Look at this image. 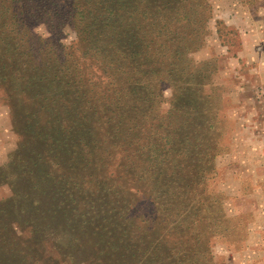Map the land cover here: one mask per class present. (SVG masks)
<instances>
[{"label":"rangeland","instance_id":"374dc122","mask_svg":"<svg viewBox=\"0 0 264 264\" xmlns=\"http://www.w3.org/2000/svg\"><path fill=\"white\" fill-rule=\"evenodd\" d=\"M204 2V27L186 54L204 85L192 95L188 84L180 101L171 84L153 79L158 97L139 124V145L151 138L158 151L151 184L117 169L125 154L108 143L106 91L113 85L102 68L81 72L86 100L96 108L90 116L97 114V138L73 121L76 108L71 124H57L61 135L67 129L70 152L62 136L48 152L43 104L33 108L34 93L15 77L5 81L13 74L0 60V264H182L183 256L204 257L203 264H264V0ZM33 32L52 36L43 24ZM58 38L77 59L76 31L67 26ZM66 84L49 98L65 97L61 91L74 88ZM100 144L110 159L98 157ZM162 164L166 175L158 173ZM62 173L81 194L61 193ZM70 194L74 201L61 205Z\"/></svg>","mask_w":264,"mask_h":264},{"label":"trees","instance_id":"16d2710c","mask_svg":"<svg viewBox=\"0 0 264 264\" xmlns=\"http://www.w3.org/2000/svg\"><path fill=\"white\" fill-rule=\"evenodd\" d=\"M207 11L209 7L204 0H0V60L8 62L10 71L7 74H13L5 81L15 77L19 88L35 94L33 108L39 107V102L43 104L41 109L44 108L46 113L44 126L40 128L49 130L42 137L47 142L48 152H55L60 136L65 138L64 147L70 152L66 147H70L65 137L67 129L61 135L57 124L61 119L71 124V111L77 108L73 121L79 118L82 126H89V133L97 138L93 127L97 114L93 113V118L90 116L91 110L96 112V108L91 100H86L82 85L86 81L81 72L86 66L102 68L113 85L106 91L110 114L108 143L110 147H119L125 154L117 169L128 177L148 178L151 184L156 176L153 173L154 154L158 151L151 138L139 145V124L146 117L143 112L152 110L158 97L153 79L171 84L176 100L181 101L188 84L192 83V95L200 92L204 76L199 66L191 68L188 65L186 54L192 50L188 42L200 36L204 27L202 19ZM37 24L45 25L52 36L43 38L35 35L33 28ZM67 26L75 30L78 37L75 43L79 54L73 61L74 56L67 52L58 38ZM66 81L67 87L74 88L70 92L62 90L61 96L65 97L49 98V93L60 90ZM76 83L79 86L75 88ZM42 94L47 96L42 97ZM138 98L144 100L143 107H138ZM177 107L173 111L176 114L180 113ZM169 131L162 132L166 142H169ZM49 133L51 137H48ZM196 138L198 141L199 137ZM103 147L102 144L98 146V157L110 159L111 152L106 150L107 154L104 153ZM160 153L164 158V152ZM31 156L33 159L34 154ZM89 156L88 169L94 159L93 155ZM164 165L158 170L161 175H166L168 170ZM24 168L29 169L26 164ZM75 170L81 171L80 168ZM64 174L60 177L61 193L76 191L81 194L83 188L76 189L74 181ZM158 179L159 185L165 187V176L159 175ZM56 185L58 182L54 181V187ZM77 185L79 187V183ZM170 186L167 183V188ZM71 199L74 201L70 194L61 200V205ZM183 258L182 264H186L188 259L194 260L188 264H203L205 260L198 256Z\"/></svg>","mask_w":264,"mask_h":264}]
</instances>
